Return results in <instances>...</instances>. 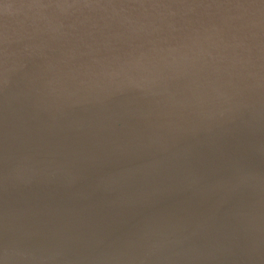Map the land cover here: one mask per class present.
Returning <instances> with one entry per match:
<instances>
[{
    "label": "water",
    "instance_id": "obj_1",
    "mask_svg": "<svg viewBox=\"0 0 264 264\" xmlns=\"http://www.w3.org/2000/svg\"><path fill=\"white\" fill-rule=\"evenodd\" d=\"M22 224L14 264H264V3L0 0Z\"/></svg>",
    "mask_w": 264,
    "mask_h": 264
},
{
    "label": "clouds",
    "instance_id": "obj_2",
    "mask_svg": "<svg viewBox=\"0 0 264 264\" xmlns=\"http://www.w3.org/2000/svg\"><path fill=\"white\" fill-rule=\"evenodd\" d=\"M16 260L15 250L5 242L3 244L2 252H0V264H14Z\"/></svg>",
    "mask_w": 264,
    "mask_h": 264
},
{
    "label": "bare ground",
    "instance_id": "obj_3",
    "mask_svg": "<svg viewBox=\"0 0 264 264\" xmlns=\"http://www.w3.org/2000/svg\"><path fill=\"white\" fill-rule=\"evenodd\" d=\"M22 225H15V226H3V225H0V236L1 235H4L7 237V235H13L15 236V233L17 232L18 229H20ZM5 243V242H4ZM77 259H79L78 257H76ZM83 260V259H82Z\"/></svg>",
    "mask_w": 264,
    "mask_h": 264
},
{
    "label": "snow or ice",
    "instance_id": "obj_4",
    "mask_svg": "<svg viewBox=\"0 0 264 264\" xmlns=\"http://www.w3.org/2000/svg\"><path fill=\"white\" fill-rule=\"evenodd\" d=\"M262 3H264V0H261Z\"/></svg>",
    "mask_w": 264,
    "mask_h": 264
}]
</instances>
